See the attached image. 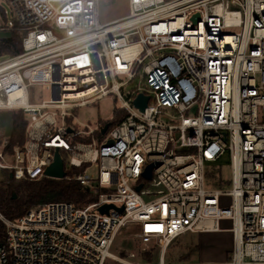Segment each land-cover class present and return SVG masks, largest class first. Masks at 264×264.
Instances as JSON below:
<instances>
[{"label":"built area","instance_id":"built-area-1","mask_svg":"<svg viewBox=\"0 0 264 264\" xmlns=\"http://www.w3.org/2000/svg\"><path fill=\"white\" fill-rule=\"evenodd\" d=\"M106 1L8 0L0 12V32L19 38L0 60V110L26 119L23 145L0 170L38 181L57 151L65 167H84L74 179L96 196L13 220L0 212V264H140L112 254L126 226L143 248L159 245L154 264H264V0H125L128 15L102 23ZM33 87L49 99L31 102ZM107 96L123 120L104 134V122L79 129L73 111ZM224 155L230 188L215 173L221 184L209 181L207 165ZM105 204L123 211L100 213ZM222 222L233 236L226 261H165L175 239Z\"/></svg>","mask_w":264,"mask_h":264},{"label":"rangeland","instance_id":"rangeland-1","mask_svg":"<svg viewBox=\"0 0 264 264\" xmlns=\"http://www.w3.org/2000/svg\"><path fill=\"white\" fill-rule=\"evenodd\" d=\"M1 10L10 11L8 6V0H0V12ZM100 21L102 23L122 18L128 15V5L125 0H110L100 3ZM10 20L9 16L7 18ZM14 36L13 42L9 44H3L0 47V60L5 57L15 54V44H18L19 38ZM7 36L4 33H0V44L2 39H6ZM19 45L17 46V50ZM29 97L31 102L39 103L42 100L49 99V92L45 88L33 87L29 90ZM118 104L115 102L114 96H107L101 100L96 101L94 104L75 109L73 111L75 115V122L80 126L79 129H83L84 125L90 126V128L96 127L100 122H107L112 117L115 107ZM168 113L170 111L166 109ZM19 111L0 110V152L2 158L0 162L2 164H10L12 162V155L9 152L4 151V147L8 144L11 134V117L18 114ZM208 169H212L213 172L209 173V181L212 185H220L221 183L215 179V175L220 176L224 181L223 188H230L231 170L228 155L222 156L218 161L208 164ZM72 169L68 166L65 167ZM84 167L82 168V171ZM80 171V173L82 172ZM89 173L96 176L95 169H91ZM7 171L0 170V197L8 198L15 196V199L22 198L26 189L23 185L27 181H14L7 178ZM78 175V174H77ZM215 176V177H214ZM76 177H72L73 179ZM220 184H219V183ZM22 184V187L18 185ZM107 192H110L107 190ZM224 206H229L231 200L229 198L222 199ZM42 205V204H40ZM86 205V204H85ZM38 206V205H37ZM84 206V205H82ZM35 206H32L33 208ZM30 208V209H31ZM4 217L8 218L1 211ZM222 231L220 232H208V233H188L182 235L171 242L166 249L165 261L166 262H208V263H221L226 261L233 248V236L229 229L231 228L230 222L221 223ZM136 228L133 226H126L118 231L116 234L113 246L112 254L125 258L129 253H134V261L140 264H154L158 261L159 245L156 244L151 247L143 248L138 243L135 237Z\"/></svg>","mask_w":264,"mask_h":264},{"label":"trees","instance_id":"trees-1","mask_svg":"<svg viewBox=\"0 0 264 264\" xmlns=\"http://www.w3.org/2000/svg\"><path fill=\"white\" fill-rule=\"evenodd\" d=\"M14 36L3 39L0 47L3 44L13 42ZM15 44V51H17ZM124 118V113L114 110L111 120L108 121L109 126L113 127L119 124ZM107 123V122H104ZM26 127L25 115L22 111L11 117V134L8 144L4 147L5 152L13 153V149L16 146H22L24 143V134ZM62 159L65 160L64 154L61 153ZM7 171V178L10 179V171ZM82 171V168H66V177L63 179L42 178L38 181H27L23 185L26 192L22 198L13 199L12 197L3 198L0 197V209L8 217V219H16L24 215L32 206L40 204H46L50 202H69L76 206H82L85 204L93 203L96 200V196L87 188H83L75 179L74 175H77ZM16 181V180H14ZM25 181V180H21ZM19 182V181H18ZM22 187V184L18 185ZM4 236V226L0 225V241Z\"/></svg>","mask_w":264,"mask_h":264},{"label":"water","instance_id":"water-1","mask_svg":"<svg viewBox=\"0 0 264 264\" xmlns=\"http://www.w3.org/2000/svg\"><path fill=\"white\" fill-rule=\"evenodd\" d=\"M197 15L194 17L197 19ZM148 101V97L143 95V94H138L136 96V98L134 99V105L139 109L140 112L144 111V108L146 107V103ZM109 127V123H106L103 128L101 129V134H104L106 132V130ZM71 130L68 129V132H70ZM157 163H151L147 166L143 177L147 180L151 179L152 176V169L153 167L156 165ZM44 175L46 178H52V179H63L66 177V172H65V166H64V162L63 159L61 157V155L59 154V152H55L54 153V157H53V161L51 162V164L45 169L44 171ZM9 178L12 179V174L9 175ZM141 188V185H139L136 189L139 190ZM12 198L14 199L15 196L12 195ZM110 209H114L117 212H122L123 208H116L114 205L112 204H105L102 205L101 207H99V212L100 213H108V211Z\"/></svg>","mask_w":264,"mask_h":264},{"label":"crops","instance_id":"crops-1","mask_svg":"<svg viewBox=\"0 0 264 264\" xmlns=\"http://www.w3.org/2000/svg\"><path fill=\"white\" fill-rule=\"evenodd\" d=\"M0 33H4V32H0ZM4 34H6V36H7V38H10L12 35H10L9 33H4ZM6 38V39H7ZM3 40V39H2ZM7 44H9V43H7Z\"/></svg>","mask_w":264,"mask_h":264},{"label":"snow or ice","instance_id":"snow-or-ice-1","mask_svg":"<svg viewBox=\"0 0 264 264\" xmlns=\"http://www.w3.org/2000/svg\"><path fill=\"white\" fill-rule=\"evenodd\" d=\"M147 230V229H146Z\"/></svg>","mask_w":264,"mask_h":264}]
</instances>
